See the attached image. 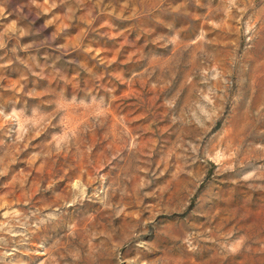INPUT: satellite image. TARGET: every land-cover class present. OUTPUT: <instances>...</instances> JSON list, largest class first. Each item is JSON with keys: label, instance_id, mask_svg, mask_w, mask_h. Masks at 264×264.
I'll return each instance as SVG.
<instances>
[{"label": "rangeland", "instance_id": "rangeland-1", "mask_svg": "<svg viewBox=\"0 0 264 264\" xmlns=\"http://www.w3.org/2000/svg\"><path fill=\"white\" fill-rule=\"evenodd\" d=\"M0 264H264V0H0Z\"/></svg>", "mask_w": 264, "mask_h": 264}]
</instances>
